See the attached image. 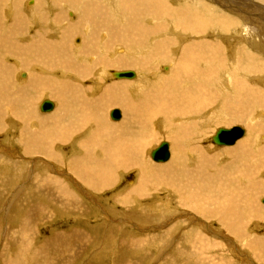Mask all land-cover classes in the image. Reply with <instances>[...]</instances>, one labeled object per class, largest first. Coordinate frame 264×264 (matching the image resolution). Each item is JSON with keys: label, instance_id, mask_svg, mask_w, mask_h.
I'll list each match as a JSON object with an SVG mask.
<instances>
[{"label": "rangeland", "instance_id": "1", "mask_svg": "<svg viewBox=\"0 0 264 264\" xmlns=\"http://www.w3.org/2000/svg\"><path fill=\"white\" fill-rule=\"evenodd\" d=\"M98 1L105 2L106 7L101 6L104 18L100 21V18L95 15L96 13H93L94 17L90 16L93 20L88 24L92 25L93 29H90L83 21L85 20L84 10L79 3L71 2L72 4H70L64 0H61V3H57L56 0H48V2L47 0H1L0 264H264V249L261 248L264 247V218H261V215L264 217V76L260 75L262 78L260 79V77L245 78L239 77L236 73L232 74L235 59L231 55L233 50L234 53L240 50V54H242L241 50L248 52L245 42L237 37V34L239 35L238 31H242L245 24H241L238 29L231 31L229 37L225 33L213 29L212 32L205 34L206 38L199 36L196 39L195 36L186 35L185 33V35H179L181 32L178 33L172 28L164 34L156 32L153 34L155 35L152 37L153 39L151 38L146 45L143 44L142 48L123 42H115V44L111 42L112 45L110 46L106 41L111 40L109 30L123 25L126 15L125 10L118 9L113 0ZM29 2H31V5L27 4ZM204 2L216 5L214 0H205ZM173 3L175 4V2ZM167 5L169 6L168 2ZM172 5L170 4L171 8H173ZM3 6H8V9H4ZM85 6L87 5L85 4ZM72 16L74 19L71 18ZM118 17L120 18L118 19ZM162 19L149 20L146 25L149 27L151 24L156 25ZM77 23L81 26V29L75 31L73 28L75 24L78 26ZM103 25L107 27L106 30L102 29ZM246 26L247 29H250L248 25ZM61 27H63L62 30ZM84 29L89 30V32ZM102 31L103 34L101 35ZM86 33L91 37L85 38ZM37 34L44 40H38ZM64 34L65 39L62 41ZM77 39H80V44H76ZM208 39L211 40L210 43L213 45L219 43L216 42L217 40L226 39L227 43L224 40L222 41L225 42L230 57L227 59V64H225L229 67V72L223 74L220 78H213L211 94L203 95L206 102H208L204 106L205 111H199L198 106H192V108L182 107L178 114H165L161 101H158L157 104H154L157 107L151 104V109L156 114H162L163 119L155 125L149 123L147 114L149 109L144 103L141 104L144 112L140 108L138 113H135L132 108L131 94L138 91L137 94L139 95L142 92L143 95L153 92L155 94L152 96L153 98L163 92L166 94L174 92L172 79L176 75L179 66L180 56L178 54L187 44L204 42ZM168 40L173 41L172 47L169 46L168 48L169 57L167 59L157 58L155 53L157 47H154V44L159 45ZM100 41L101 45L99 44ZM102 41H106V43H102ZM178 42L180 45L178 44L177 47ZM47 43L51 45L48 47ZM25 46L34 47L35 49L33 48V51L28 50V47ZM161 46L163 45L161 44ZM77 47L80 50L79 48L77 50ZM49 48H52L58 56L53 55L55 58L52 56V59L55 60L45 63L42 52H48ZM171 49L172 51H170ZM179 49L180 52L178 53ZM138 50L142 51L139 52ZM110 51L112 56L109 53ZM33 52H35L34 55ZM78 56L82 58H77ZM110 57L112 58L110 59ZM172 63H174L173 66ZM47 64H49V67ZM101 67H105V70ZM159 67L164 69L160 70ZM56 69L58 74L55 72ZM128 69H132V71L141 69V72H139L141 82L139 80L123 81L112 78L111 74L113 72ZM22 73L28 74V79H21ZM49 73H52L53 76ZM154 74H157V77L153 76ZM39 75L51 76L50 78L54 77L53 79L63 81H75V83L80 82V79L77 78L80 75L81 82L85 81L83 84H86V87L91 86V88H94L93 93L90 94L92 99L97 102L101 100L102 104L98 103L83 108L80 106L79 100L81 98L75 95L70 96V94L63 97V99L57 94L55 96L35 94L38 98L36 100L35 95L31 92L32 86L29 83ZM70 76L72 77L70 78ZM75 78L79 82H76ZM130 82H137L140 86L136 84L137 86L129 87ZM198 83H202V81L199 80ZM181 85L185 86V83L182 82ZM236 85H243L244 95L240 97L236 95V93H242ZM15 87L23 90L22 95L19 94L20 92L17 93ZM11 91H13L12 94H10ZM16 98H20V105L15 103ZM47 99L55 102L56 105L55 110L50 114L41 113L40 111L41 104ZM4 101L5 109H2ZM10 103H12L11 106ZM148 103L149 101L146 102V104ZM195 103L201 108L202 104ZM91 107L93 108L91 109ZM168 108H170L169 105ZM7 109L11 110L9 116ZM113 109L121 110L122 118L118 122H114L110 118ZM83 112L90 118L83 116ZM23 116L27 117V120ZM49 120L53 123L51 124ZM124 121H127L126 124H123ZM201 121H204V123H201ZM24 123L25 125H23ZM132 124H134L133 127ZM144 126L147 128H144ZM237 126L246 130V135L237 143L240 141L247 143L243 147L239 146L238 156L236 154L233 156L225 154L226 151L234 150L237 143L234 146L218 147L213 144L212 137L219 128ZM136 131H138V134ZM131 136L132 138H130ZM119 140L121 141L119 142ZM164 141L170 144L172 157L166 163H155L150 154ZM117 143L119 144L117 145ZM92 145L96 146L92 147ZM86 148L88 151H86ZM200 151L204 153L202 154ZM223 153L224 155L221 156ZM193 154L194 157L196 155L195 158ZM254 154L261 155V164L259 170L254 171L255 175L251 172L252 170L249 171L248 167L239 163L243 158L244 160L245 158L250 160ZM173 156H176V158ZM114 158L118 159L119 164L112 162ZM163 166H169V168L164 170ZM73 169L79 174L75 173ZM176 173L178 176L175 175ZM239 175L242 176L243 180H240ZM247 175L249 179H252V183L250 182L248 186L246 184ZM100 178L101 180H99ZM235 182L239 184L237 185ZM182 183L184 185H181ZM195 183L198 186H195ZM84 184L86 186L90 185L86 187ZM143 184L149 189L144 187ZM162 184L163 187H161ZM233 186H237V189ZM178 187L181 188L178 189ZM187 187L189 188L187 189ZM208 187L210 190L207 189ZM219 188L222 192L227 191L222 193ZM145 189L146 194H144ZM184 189L186 190L184 191ZM194 190L195 194H193ZM180 191L181 195L177 194ZM219 193L225 200L223 198L222 201V196H219ZM126 195H129V198ZM139 195H143L142 198ZM237 195L240 197H237ZM237 198L238 201H236ZM205 200L207 202H204ZM195 201H199L200 204H196ZM234 201H236V205L233 203ZM206 203L211 204L210 207ZM68 204L72 207H69ZM196 205H198V208ZM203 207L207 210H204ZM168 208L169 210H167ZM217 210L218 212H216ZM217 213L220 214L216 215ZM209 219L211 220L210 223ZM148 220L149 223H147ZM182 223L184 224L182 225ZM131 224L134 225V229H132L133 225ZM175 226H179L175 232L169 236L163 235V232L165 233ZM218 243H221L220 247L223 246L224 251L215 249L219 247Z\"/></svg>", "mask_w": 264, "mask_h": 264}, {"label": "bare ground", "instance_id": "2", "mask_svg": "<svg viewBox=\"0 0 264 264\" xmlns=\"http://www.w3.org/2000/svg\"><path fill=\"white\" fill-rule=\"evenodd\" d=\"M49 1H51V0H49ZM66 3H70V4H72L71 2H75V3H79L80 4V6H82L83 8V10H84V15H85V20H83L87 25L88 24H90L91 23V21L93 20L90 16H92V17H94V14L97 16V17H99L100 19V21H102L103 20V18H104V14L102 13V5L104 6V7H106L105 5H104V1H98V0H95V1H88V0H64ZM111 1V0H110ZM205 0H113V2H115L116 3V5L118 6V9H124L125 10V21H124V23H123V25H121V26H119L118 28H116V29H112V30H109V32H110V35H111V40H106L107 41V43L108 44H110V46L112 45L111 44V42H113L114 44H115V42L116 43H119V42H123V43H126V44H129V45H137V47H140V48H142L143 47V44H147L148 43V41L152 38V37H154L155 35H153V34H155L156 32H162V34H164V32H169L170 30H172V28L175 30V31H177L178 33L179 32H181V33H179V35H183L184 33L186 34V35H191V36H195V38L197 37H199V36H206L205 34L206 33H210V32H212L213 31V29H217L219 32H221V33H225L226 34V36H228L229 37V35H231V31H233V30H235V29H238L239 28V26L241 25V24H245V26L243 27V29H242V31L241 30H239L238 31V33H239V35L237 34V37H240L244 42H245V44L247 45V47H246V49L248 50V52H246L245 50H241V52H242V54H240V50H237V51H235V53H234V50H233V52H232V56L235 58L234 59V71L232 72V74H234V73H236L237 75H239V77H253V78H255V77H260V79H262L261 78V76L260 75H263L264 76V0H214V2L216 3V5H213V4H211V3H206V2H208V1H206V2H204ZM47 2H48V0H47ZM56 2L58 3V2H60L61 3V0H56ZM167 2L169 3V6L167 5ZM173 2H175V4L173 3ZM27 4H30L31 5V2H29V3H27ZM26 4V5H27ZM36 4V3H35ZM49 4V3H48ZM85 4L87 5V6H85ZM170 4L173 6V8H171L170 7ZM179 4V5H178ZM9 5V4H8ZM15 6V5H14ZM4 7V6H3ZM8 6H5L4 7V9L5 8H7ZM34 7V6H33ZM70 7H71V5H70ZM0 8H1V0H0ZM11 8H12V6H11ZM50 8H51V6H50ZM69 8V7H68ZM8 9V8H7ZM105 9V8H104ZM30 10H32V9H30ZM70 10V9H69ZM72 10V9H71ZM5 11V10H4ZM11 11H13V10H11ZM11 13V12H10ZM72 13H73V11H72ZM76 13V12H75ZM94 13V14H93ZM120 14V13H119ZM13 15V14H12ZM75 15V14H74ZM117 16H118V14H117ZM10 17H11V14H10ZM71 18H73V16L71 17ZM120 17H118V19H119ZM163 18V19H162ZM55 19V18H54ZM74 19V18H73ZM88 19V20H87ZM154 19H157V20H159V19H162V21H160L159 23H157L156 25H154V24H151L150 25V27L149 26H147L146 25V23H148V21L149 20H154ZM56 20V19H55ZM51 21H53L52 19H51ZM21 22V21H20ZM56 22H57V20H56ZM74 22V21H73ZM96 22V21H95ZM123 22V21H122ZM122 22H120V23H122ZM72 23V22H71ZM107 23V22H106ZM77 25H78V23H77ZM246 25H248L249 27H250V29H247V26ZM20 26V25H19ZM22 26V25H21ZM20 26V27H21ZM24 26H25V24H24ZM89 26V28L91 29L92 28V25H88ZM96 26V25H95ZM18 27V26H17ZM23 28H25V27H23ZM62 28L63 27H61V30H62ZM88 28V29H89ZM18 29H19V27H18ZM79 29H81V26L80 25H78V26H76V24H75V26H74V28H73V30H75V31H78ZM87 29V28H86ZM93 29V28H92ZM102 29H107V27L105 26V25H103V27H102ZM71 30H72V28H71ZM85 30V29H84ZM9 31H10V29H9ZM12 31V30H11ZM16 31V30H15ZM55 31V30H54ZM57 31V30H56ZM86 31V30H85ZM88 32H89V30H87ZM86 31V32H87ZM58 32V31H57ZM115 32H117V34H115ZM24 33H25V31H24ZM59 33H60V30H59ZM67 33V32H66ZM177 33V34H178ZM87 34V33H86ZM96 34V33H95ZM103 34V31L101 32V35ZM184 34V35H185ZM16 35H18V34H16ZM38 35L39 34H37V39L38 40H44V39H41V36L39 35V38H38ZM67 35H68V33H67ZM84 35V34H83ZM115 35H117V36H115ZM167 35V34H166ZM174 35V34H173ZM176 35V34H175ZM236 35V34H235ZM60 36H61V34H60ZM178 36V35H177ZM176 36V37H177ZM213 36V35H212ZM23 37V36H22ZM63 38H62V41H63V39H65V34L62 36ZM81 37V36H80ZM84 37V36H83ZM91 36L89 35V34H87V35H85V38H90ZM106 37V36H105ZM163 37V36H162ZM210 37V36H209ZM218 37V36H217ZM233 37V36H232ZM75 38V37H74ZM82 38V37H81ZM101 38V37H100ZM103 38H104V35H103ZM107 38H109V37H107ZM116 38V39H115ZM178 38V37H177ZM196 38V39H197ZM201 38V37H200ZM206 38V37H205ZM221 38V37H220ZM83 39V38H82ZM153 39V38H152ZM230 39V38H229ZM229 39H228V41H229ZM236 39V38H235ZM79 40L80 39H77L76 40V44H80L79 43ZM87 40V39H86ZM101 40V39H100ZM182 40V39H181ZM190 40V39H189ZM222 40H224V39H222ZM219 41V40H217L216 42H219V43H216L217 45H213V44H211L210 43V41L211 40H209L208 39V41H204V42H192V43H189V44H187L184 48H183V50L180 52V49H179V51H178V55L180 56L179 57V62H178V64H179V66H178V69L176 70V75L173 77V79H172V81H173V90H174V92H171V93H169V94H166L165 92H163V93H165V94H161V95H158L157 97H153L152 98V96L153 95H155L153 92H149V93H146V94H144L143 95V92H142V94L141 95H139V94H137V93H139V91L138 92H136L135 94H131V96H132V105H133V109H134V112L135 113H138V111H139V109L140 108H142L141 107V104L142 103H144L146 106H148V109H149V111L147 112V114H148V120H149V123L150 124H153L154 123V125L155 124H157L160 120H162L163 119V117H162V114H156V112L153 110V109H151V104H157V102L158 101H161V104L163 105V111H164V113L166 114V113H170V114H178V113H180V111H181V108L182 107H191L192 108V106H198V109H199V111H205L204 110V106L206 105V104H208V102H206V98H204L203 97V95H207V94H209L210 93V91H211V89L213 88L212 87V79L213 78H220L223 74H226L227 72H229V67L227 66V65H225V64H227V59L230 57V54L228 53V51H227V46L224 44L225 42L227 43V40L225 39L224 41ZM96 41V40H95ZM106 41H102V43H106ZM58 43H59V41H57ZM83 42V41H82ZM173 41H171V40H168V41H166V42H164V43H161L163 46H161V44H154V47H157V49H156V57L158 58V57H160V58H162V59H167L168 57H169V46L170 47H172V43ZM175 43L177 42V41H174ZM180 42V41H179ZM179 42L177 43V47L180 45L179 44ZM187 42V41H186ZM37 43H39L38 41H37ZM67 44V43H66ZM82 44V43H81ZM89 44V43H88ZM100 45H101V41H100V43H99ZM107 44V45H108ZM179 44V45H178ZM231 44V43H230ZM48 47H49V45H51V44H46ZM92 45V44H91ZM91 45H89V46H91ZM99 45V46H100ZM103 45V44H102ZM52 46H53V44H52ZM79 46H81V45H79ZM94 46V45H93ZM92 46V47H93ZM25 47H28V50L30 49V50H32L33 51V48L34 47H29V46H25ZM40 47V46H39ZM44 47V46H43ZM98 47V46H97ZM116 47V46H115ZM78 48L79 47H77V50H78ZM131 48V47H130ZM224 48V49H223ZM26 49V48H25ZM35 49V48H34ZM59 49V48H58ZM57 49V50H58ZM103 49V48H102ZM101 49V50H102ZM105 49V48H104ZM116 49H117V47H116ZM124 49V48H123ZM43 50V49H42ZM60 50V49H59ZM79 50H80V48H79ZM106 50V49H105ZM110 50V49H109ZM126 50V49H125ZM21 51H23V49H21ZM36 51V50H35ZM38 51H40V50H38ZM139 51V50H138ZM142 51V50H141ZM141 51H139V52H141ZM145 51V50H144ZM170 51H172V49L170 50ZM62 52V51H61ZM103 52V51H102ZM126 52V51H125ZM124 52V53H125ZM133 52V51H132ZM135 52V51H134ZM133 52V53H134ZM148 52V51H147ZM147 52H146V54H147ZM34 53L35 52H33V55H34ZM87 53V52H86ZM91 53V52H90ZM108 53V52H107ZM109 53H111V51L109 52ZM108 53V54H109ZM119 53H121V52H119ZM118 53V54H119ZM123 53V54H124ZM172 53H174V52H172ZM171 53V54H172ZM175 53H177V52H175ZM231 53V52H230ZM248 53H249V55H248ZM38 54V53H37ZM42 56L44 57V62L46 63V62H49V61H51V60H55V59H52V56L54 55H56V56H58V54H55V52L53 51V49L52 48H49V50H48V52L47 51H45V52H42ZM88 54V53H87ZM86 54V55H87ZM94 54V53H93ZM118 54H117V56H118ZM132 54V53H131ZM110 55V54H109ZM114 55V54H113ZM116 55V54H115ZM128 55V54H127ZM132 55H134V54H132ZM144 55V54H143ZM142 55V56H143ZM40 56V55H39ZM53 56V57H54ZM82 56V55H81ZM93 56V55H92ZM95 56V55H94ZM111 56H112V53H111ZM137 56H138V54H137ZM136 56V57H137ZM173 56H174V54H173ZM90 57V56H89ZM116 57V56H115ZM134 57V56H133ZM135 57V58H136ZM140 57H141V55H140ZM55 58V57H54ZM77 58H82V57H80V56H78ZM76 58V59H77ZM112 57H110V59H111ZM135 58H134V60H135ZM177 58H178V56H177ZM42 59V58H41ZM63 60H64V58H63ZM95 60V59H94ZM104 60H105V58H104ZM137 60V59H136ZM40 61V60H39ZM139 61V60H138ZM156 61V60H155ZM158 61V60H157ZM156 61V62H157ZM162 61V60H161ZM176 61H177V59H176ZM96 62V61H95ZM51 63V62H50ZM80 63H81V61H80ZM153 63H155V62H153ZM5 64V63H4ZM18 64V63H17ZM103 64V63H102ZM151 64V63H150ZM149 64V65H150ZM160 64V63H159ZM6 65V64H5ZM19 65V64H18ZM49 64H47V66H48ZM55 65V64H54ZM88 65V64H87ZM94 65V64H93ZM117 65V64H116ZM170 65V64H169ZM172 66L174 65V63H172L171 64ZM96 66H97V64H96ZM96 66H95V68H96ZM99 66V65H98ZM104 66V65H103ZM102 66V67H103ZM121 66V65H120ZM161 66V65H160ZM165 67H166V65H164ZM177 66V65H176ZM36 67V66H35ZM41 67V66H40ZM43 67V66H42ZM49 67V66H48ZM55 67V66H54ZM101 67V68H102ZM139 67V66H138ZM148 67V66H147ZM60 68H62V66H60ZM82 68V67H81ZM92 68V67H91ZM105 68V67H104ZM104 68H102V69H104ZM160 68V67H159ZM83 69V68H82ZM99 69V68H98ZM139 69V68H138ZM164 69V68H163ZM162 68H160V70H163ZM2 70H3V68H2ZM40 70V69H39ZM58 70H60V69H58ZM105 70V69H104ZM123 70V69H122ZM125 70V69H124ZM141 70V69H140ZM132 71V69H128V70H126V71H116V72H113L111 75H112V78H114V79H116V80H139L140 79V77H139V72H141V71ZM170 70V69H169ZM48 71H50V70H48ZM57 71V69L55 70V72ZM61 71V70H60ZM74 71H76V70H74ZM73 71V72H74ZM84 71H86V70H84ZM128 71H132V72H134L135 73V78H133V79H117V78H115L114 77V73H118V72H128ZM50 72H54V71H50ZM153 72V71H152ZM152 72H151V75H152ZM154 72H156V71H154ZM153 72V73H154ZM163 72V71H162ZM170 72V71H169ZM5 73V72H4ZM48 73V72H47ZM57 73V72H56ZM55 73V74H56ZM76 73V72H75ZM75 73H73V74H75ZM157 73V72H156ZM168 73V72H167ZM3 74V73H2ZM50 74V73H49ZM52 74V73H51ZM50 74V75H51ZM58 74V73H57ZM79 74V73H78ZM102 74V73H101ZM144 74V73H143ZM76 75V74H75ZM103 75H105V74H103ZM157 75V74H156ZM155 74L153 75V76H156ZM9 76H11V75H9ZM52 76H53V74H52ZM73 76V75H72ZM72 76H70V78L72 77ZM77 76V75H76ZM75 76V77H76ZM80 75H78V77L77 78H79L80 79V82H79V80H77L76 78V82L78 81L79 83H75V81L74 82H69V81H63V80H58V79H53L54 77H52V78H50V77H44V76H42V75H39V76H37V77H34L32 80H31V82L29 83V85H31L32 86V94H37V95H42V94H46L47 96L48 95H53V96H55L56 94L57 95H59V97H61L62 99H63V97H67V95H69L70 94V96H73V95H75L76 97H80L81 99L79 100L80 101V106H82L83 108H87L88 106H92V105H97L98 103H100V104H102V102H101V100L99 101L98 100V102L96 101V100H94V99H92V97H91V93H93V90H94V88H91V86L90 87H86L84 84H83V82L85 83V81H83V82H81L82 80H81V78L79 77ZM107 76V75H106ZM55 77H57V76H55ZM58 77H60V76H58ZM66 77V76H65ZM108 77V76H107ZM111 77V76H110ZM143 78H144V76H142ZM157 77V76H156ZM227 77V76H226ZM25 78H27L28 79V74H25V73H22L21 74V79H25ZM64 78V77H63ZM62 78V79H63ZM70 78H68V79H70ZM109 78V77H108ZM154 78V77H153ZM83 80H84V78H82ZM145 79V78H144ZM222 79V78H221ZM230 79H231V76H230ZM263 79H264V77H263ZM65 80H67V79H65ZM99 80V79H98ZM199 80H201L202 81V83H198L199 82ZM219 80V79H218ZM217 80V81H218ZM71 81V80H70ZM113 81V80H112ZM140 81V80H139ZM143 81H145V80H143ZM150 81H151V79H150ZM225 81V80H224ZM24 82V81H23ZM141 82V81H140ZM146 82V81H145ZM182 82H184L185 83V86H183V85H181L182 84ZM187 82V83H186ZM219 82V81H218ZM218 82H215V83H218ZM221 82H222V80H221ZM2 83V82H1ZM75 83V84H74ZM22 84V83H21ZM137 84V82H130V85H128L129 87H134L135 85ZM93 85V84H92ZM138 85V84H137ZM136 85V86H137ZM152 85H154V84H152ZM216 85V84H215ZM222 85V84H221ZM229 85V84H228ZM1 86V85H0ZM138 86H140V85H138ZM217 86V85H216ZM221 87V86H220ZM224 87V86H223ZM236 87H239V89L241 90V92L242 93H236V95L238 96V97H240L241 95H244V92L242 91V90H244V87H243V85H236ZM251 87H254V86H251ZM250 87V88H251ZM1 88V87H0ZM219 88V87H218ZM15 89L17 90V93H19L20 95H22V92H23V90L22 89H20L19 87H15ZM96 89V88H95ZM132 89V88H131ZM152 89V88H151ZM156 89V88H155ZM159 89V88H158ZM25 90H28V89H25ZM122 90V89H121ZM138 90H139V88H138ZM219 90V89H218ZM107 91V90H106ZM118 91V90H117ZM137 91V90H136ZM151 91V90H150ZM163 91V90H162ZM172 91V90H171ZM215 91V90H214ZM29 92V91H28ZM27 92V93H28ZM95 92V91H94ZM145 92V91H144ZM1 93V92H0ZM7 93V92H6ZM13 93V91H11L10 92V94H12ZM141 93V92H140ZM156 93V92H155ZM233 93V92H232ZM29 94L31 95V93L29 92ZM211 94V93H210ZM256 95V94H255ZM209 96V95H208ZM207 96V97H208ZM221 96V95H220ZM25 97V96H24ZM27 97V96H26ZM31 97H34V96H31ZM38 97V96H37ZM120 97V96H119ZM212 97V96H211ZM15 98V97H14ZM35 98H36V95H35ZM47 98V97H46ZM71 98V97H70ZM84 98V99H83ZM151 98V99H150ZM20 98H16L15 100V103H17V104H19L21 101L19 100ZM32 99H34V98H32ZM38 98H36V100H37ZM67 99V98H66ZM77 99H79V98H77ZM150 99V100H149ZM35 100V99H34ZM60 100V99H59ZM64 100H65V98H64ZM68 100V99H67ZM118 100V99H117ZM122 100H124V99H122ZM74 101H75V99H74ZM113 101H115V100H113ZM147 101H149V103L148 104H146V102ZM37 102V101H36ZM117 102V101H116ZM124 102V101H123ZM195 102H198V103H200V104H202L201 105V108L199 107V105H197ZM11 104L12 103H10V106H11ZM23 104H25V103H23ZM73 104H75V103H73ZM109 104H112V103H109ZM20 105V104H19ZM26 105H28V104H26ZM30 105V104H29ZM54 105H55V102H54ZM78 105H79V103H78ZM113 105H115V103H113ZM123 105V104H122ZM168 105L170 106V108H168ZM154 106H156L157 107V105H154ZM9 107V106H8ZM13 107V106H12ZM19 107V106H18ZM27 107V106H26ZM29 107V106H28ZM27 107V108H28ZM31 107H33V106H31ZM77 107V106H76ZM218 107V106H217ZM55 108H56V105H55ZM55 108H54V110H55ZM93 107H91V109H92ZM178 108V109H177ZM2 109H5V101L2 103ZM11 109V108H10ZM10 109H7V113H8V116H9V114L11 113V110ZM24 109V108H23ZM143 109V108H142ZM159 109H162V108H159ZM20 110V109H19ZM32 110V109H31ZM53 110V111H54ZM80 110V109H79ZM179 110V111H178ZM52 111V112H53ZM126 111V110H125ZM223 111V110H222ZM225 111V110H224ZM227 111V110H226ZM28 112H30V111H28ZM52 112H50V113H52ZM112 112V111H111ZM130 112V111H129ZM133 112V111H132ZM134 112H133V114H134ZM143 112H144V109H143ZM207 112V111H206ZM221 112V111H220ZM18 113V112H17ZM33 113V112H32ZM31 113V114H32ZM49 113V114H50ZM223 113V112H222ZM20 114V113H19ZM46 114V113H45ZM48 114V113H47ZM54 114V113H53ZM76 114V113H75ZM111 114V113H110ZM132 114V113H131ZM218 114H219V112H218ZM74 115V114H73ZM80 115V114H79ZM240 115V114H239ZM244 115V114H243ZM31 116V115H30ZM30 116H29V118H30ZM35 116V115H34ZM52 116V115H51ZM83 116H87V118L89 119L90 117L85 113V112H83ZM82 116V117H83ZM24 117V116H23ZM229 117V116H228ZM25 118V117H24ZM23 118V119H24ZM27 118V117H26ZM25 118V120H27ZM28 118V119H29ZM33 118V117H32ZM56 118V117H55ZM66 118V117H65ZM77 118V117H76ZM121 118H122V113H121ZM134 118V117H133ZM16 119H17V117H16ZM39 119V118H38ZM53 119V118H52ZM57 119V118H56ZM134 119H137V118H134ZM197 119V118H196ZM240 119V118H239ZM19 120V119H18ZM73 120V119H72ZM112 120V119H111ZM138 120V119H137ZM201 120V119H200ZM229 120V119H228ZM21 121H22V118H21ZM34 121V120H33ZM51 120H49V122H50ZM113 121V120H112ZM141 121H142V119H141ZM206 121V120H205ZM19 122V121H18ZM26 122V121H25ZM47 122V121H46ZM66 122V121H65ZM65 122H63V123H65ZM114 122H118V121H114ZM125 122V121H124ZM127 122V121H126ZM126 122L125 123H123V124H126ZM229 122V121H228ZM32 123V122H31ZM30 123V124H31ZM51 124L53 123V122H50ZM62 123V124H63ZM73 123V122H72ZM201 123H204V121L202 122L201 121ZM207 123V122H206ZM208 123H210V122H208ZM231 123V122H230ZM233 123V122H232ZM237 123V122H236ZM33 124V123H32ZM61 124V125H62ZM74 124V123H73ZM86 124V123H85ZM138 124V123H137ZM137 124H136V126H137ZM141 124H143L142 122H141ZM23 125H25V123L23 124ZM29 125V124H28ZM49 125V124H48ZM48 125H47V131H48ZM72 125V124H71ZM146 125V124H145ZM201 125H203V124H201ZM80 126V125H79ZM130 126V125H129ZM128 126V127H129ZM134 126V124H132V127ZM147 126V125H146ZM146 126H144V128L146 127ZM0 127H1V125H0ZM25 127V126H24ZM45 127V126H44ZM72 127V126H71ZM87 127V126H86ZM139 127H140V125H139ZM148 127V126H147ZM146 127V128H147ZM206 127V126H205ZM53 129H54V126L52 127ZM130 128V127H129ZM144 128H143V130H144ZM149 128V127H148ZM155 128H156V126H155ZM207 128V127H206ZM209 128V127H208ZM44 129V128H43ZM46 129V128H45ZM56 129H58V128H56ZM116 129H118L117 127H116ZM124 129V128H123ZM172 129H174V128H172ZM179 129V128H178ZM181 129V128H180ZM254 129H256V128H254ZM52 130V129H51ZM122 130V129H121ZM218 130V129H217ZM102 131V130H101ZM100 131V132H101ZM104 131V130H103ZM117 131V130H116ZM140 131H141V129H140ZM176 131H178V130H176ZM208 131V130H207ZM206 131V132H207ZM253 131V130H252ZM29 132V131H28ZM46 132V131H45ZM137 132V134H138V131H136ZM144 132V131H143ZM150 132V131H149ZM205 132V133H206ZM38 133V132H37ZM44 133V132H43ZM69 133H71V132H69ZM75 133V132H74ZM106 133V132H105ZM124 133V132H123ZM135 133V132H134ZM133 133V134H134ZM142 133V132H141ZM24 134H25V132H24ZM41 134V133H40ZM45 134V133H44ZM132 134V135H133ZM136 134V135H137ZM140 134V133H139ZM143 134V133H142ZM142 134H140V135H142ZM151 134V133H150ZM29 135V134H28ZM104 135V134H103ZM106 135V134H105ZM104 135V136H105ZM207 135V134H206ZM246 135V134H245ZM244 135V136H245ZM37 136H39V135H37ZM107 137L109 136V135H106ZM120 136V135H119ZM127 136V135H126ZM205 136V135H204ZM209 136V135H208ZM264 136V135H263ZM34 137H35V135H34ZM101 137V136H100ZM100 137H98V138H100ZM107 137H105V138H107ZM137 137V136H136ZM200 137V136H199ZM51 138V137H50ZM120 138H122V137H120ZM130 138H132V136L130 137ZM201 138V137H200ZM203 138V137H202ZM243 138V137H242ZM241 138V139H242ZM253 138V137H252ZM33 139V138H32ZM35 139V138H34ZM40 139V138H39ZM92 139V138H91ZM104 139V138H103ZM126 139H127V137H126ZM143 139H144V137H143ZM260 139V138H259ZM263 139H264V137H263ZM27 140V139H26ZM117 140H118V137H117ZM116 140V141H117ZM250 140V139H249ZM42 141V140H41ZM45 141H46V139H45ZM110 141H112V140H110ZM115 141V142H116ZM121 140H119V142H120ZM126 141V140H125ZM146 141V140H145ZM205 141V140H204ZM246 141H247V139H246ZM253 141V140H252ZM25 142V141H24ZM114 142V143H115ZM142 142V141H141ZM140 142V143H141ZM203 142V141H202ZM95 143H96V141H95ZM112 143V142H111ZM113 143V144H114ZM131 143V142H130ZM247 142H242V141H240L239 143H237V146L234 148V150H231V151H226L225 152V154H231L232 156L234 155V154H236V156H238L239 154H237V152L239 151V149H240V147H243L245 144H246ZM263 143H264V141H263ZM37 144V143H36ZM113 144H112V146H113ZM119 143H117V145H118ZM129 144V143H128ZM138 144H139V142H138ZM32 145V144H31ZM87 145V144H86ZM136 145V144H135ZM141 145V144H140ZM189 145H191V144H189ZM195 145V144H194ZM262 145V144H261ZM94 145H92V147H93ZM96 146V145H95ZM94 146V147H95ZM111 146V145H110ZM115 146H116V144H115ZM114 146V147H115ZM120 146V145H119ZM132 146V145H131ZM137 146V145H136ZM240 146V147H239ZM264 146V145H263ZM34 147V146H33ZM32 147V148H33ZM109 147V146H108ZM141 147V146H140ZM219 147V146H218ZM237 147H239V148H237ZM90 148V147H89ZM116 148V147H115ZM188 148V147H187ZM200 148H201V146H200ZM237 148V149H236ZM246 148H248L247 146H246ZM51 149V148H50ZM183 149V148H182ZM195 149V148H194ZM197 149V148H196ZM199 149V148H198ZM263 149V148H262ZM138 150H140V149H138ZM155 150V149H154ZM171 150V149H170ZM243 150V149H242ZM264 150V149H263ZM28 151V150H27ZM30 151V150H29ZM37 151V150H36ZM86 151H88L87 150V148H86ZM121 151H123V150H121ZM199 151V150H198ZM224 151V150H223ZM244 151V150H243ZM42 152V151H41ZM177 152V151H176ZM175 152V153H176ZM179 152V151H178ZM187 152H189V151H187ZM201 152V151H200ZM200 152H199V154H200ZM245 152V151H244ZM52 153V151L50 152V154ZM107 153V152H106ZM112 153H113V151H112ZM170 153H171V151H170ZM197 153V152H196ZM202 153V152H201ZM204 153V152H203ZM202 153V154H203ZM243 153V152H242ZM151 154H152V152H151ZM150 154V155H151ZM180 154V153H179ZM245 154V153H244ZM182 155V154H181ZM224 155V153L223 154H221V156H223ZM246 155V154H245ZM264 155V154H263ZM21 156V155H20ZM180 156V155H179ZM186 156H187V154H186ZM226 156H228V155H226ZM261 156V155H260ZM260 156L258 155V154H254L253 156H252V158L250 159V160H246V158H245V160H244V158L243 157H240V158H243V160H240V162L239 163H241V165L242 166H246V167H248V169H249V171L250 170H252L251 172L254 174V171L255 170H259V166H260V164H261V158H260ZM87 157V156H86ZM110 157V156H109ZM171 157H172V153H171ZM174 157V156H173ZM188 157V156H187ZM193 157H194V154H193ZM195 157H196V155H195ZM194 157V158H195ZM214 157H216V156H214ZM48 158V157H47ZM51 158H53V157H51ZM174 158H176V156L174 157ZM202 158V157H201ZM151 159H152V156H151ZM192 159V158H191ZM200 159V158H199ZM81 160V159H80ZM86 160H88V159H86ZM90 160H91V158H90ZM153 160V159H152ZM179 160V159H178ZM190 160V159H189ZM195 160V159H194ZM203 160V159H202ZM208 160V159H207ZM154 161V160H153ZM172 161V160H171ZM186 161H188V160H186ZM195 161H197V160H195ZM263 161V160H262ZM89 162V161H88ZM113 163H118V159L117 158H114L113 159V161H112ZM155 163H157L156 161H154ZM168 162V161H167ZM175 162V161H174ZM180 163V162H179ZM119 164V163H118ZM172 164V163H171ZM178 164V163H177ZM233 164H236V163H233ZM143 165V164H142ZM146 165V164H145ZM205 165V164H204ZM170 166V165H169ZM169 166H163L164 168V170H167L168 168H169ZM177 166V165H176ZM196 166V165H195ZM72 167V166H71ZM143 167V166H142ZM178 167V166H177ZM192 167V166H191ZM114 168V167H113ZM138 168V167H137ZM203 168V167H202ZM238 168H240V167H238ZM245 168V167H244ZM87 169V168H86ZM104 169V168H103ZM147 169V168H146ZM153 169V168H152ZM192 169V168H191ZM195 169V168H194ZM234 169V168H233ZM74 170V169H73ZM92 170V169H91ZM141 170V169H140ZM197 170V169H196ZM206 170V169H205ZM221 170H222V168H221ZM238 170V169H237ZM243 170V169H242ZM245 170V169H244ZM263 170H264V168H263ZM75 171V170H74ZM79 171V170H78ZM154 171V170H153ZM155 171H157V170H155ZM171 171V170H170ZM169 171V172H170ZM238 171H240V170H238ZM77 171H75V173H76ZM168 172V171H167ZM167 172H166V174H167ZM78 173V172H77ZM83 173V172H82ZM141 174H142V172H140ZM165 173V172H164ZM79 174V173H78ZM77 174V176H79ZM95 174V173H94ZM163 174V173H162ZM186 174V173H185ZM196 175H198L197 173H195ZM222 174V173H221ZM220 174V175H221ZM98 175H100V174H98ZM140 175V174H139ZM175 175H177V173L175 174ZM195 175V176H196ZM252 175V174H251ZM250 175V176H251ZM255 175V174H254ZM260 175V174H259ZM258 175V176H259ZM76 176V177H77ZM81 176H83V175H81ZM86 176V175H85ZM178 176V175H177ZM189 176V175H188ZM194 176V175H193ZM192 176V177H193ZM228 176V175H227ZM257 176V177H258ZM84 177V176H83ZM87 177V176H86ZM96 177V176H95ZM161 177V176H160ZM176 177V176H175ZM222 177H224V176H222ZM247 177H248V175H247ZM253 177V176H252ZM255 177V176H254ZM72 178V177H71ZM80 178V177H79ZM85 178V177H84ZM89 178V177H88ZM164 178H165V176H164ZM181 178V177H180ZM196 178V177H195ZM195 178H194V180H195ZM205 178H207L206 176H205ZM239 178H240V180H243V178H242V176L240 177V175H239ZM86 179V178H85ZM186 179V178H185ZM199 179V178H198ZM201 179V178H200ZM244 179H246V177H244ZM86 180H88V179H86ZM99 180H101V178L99 179ZM104 180V179H103ZM157 180V179H156ZM155 180V181H156ZM164 180V179H163ZM203 180V179H202ZM209 180V179H208ZM228 180H230V179H228ZM251 180L252 179H249V177H248V179H247V186L250 184V182H251ZM255 180V179H254ZM83 181V180H82ZM148 181V180H147ZM162 181V180H161ZM166 181V180H165ZM164 181V182H165ZM176 181H178V180H176ZM189 181V180H188ZM193 181V180H192ZM212 181V180H211ZM213 181H215V180H213ZM216 181H218V180H216ZM232 181H233V179H232ZM157 182V181H156ZM164 182H163V184H164ZM174 182V181H173ZM190 182H191V180H190ZM199 182V181H198ZM220 182H221V179H220ZM229 182V181H228ZM83 183H84V181H83ZM101 183V182H100ZM166 183H167V181H166ZM185 183V182H184ZM194 183V182H193ZM192 183V184H193ZM200 183V182H199ZM207 183V182H206ZM226 183V182H225ZM235 183H237V182H235ZM252 183V182H251ZM255 183V182H254ZM57 184V183H56ZM104 184V183H103ZM163 184H162V186L161 187H163ZM174 184V183H173ZM208 184H209V182H208ZM212 184H214V183H212ZM229 184V183H228ZM228 184H226V185H228ZM239 183H237V185H238ZM85 185V184H84ZM90 185V184H89ZM88 185V186H89ZM130 185V184H129ZM144 185V187H146L145 186V184H143ZM148 185V184H147ZM181 185H184L183 183L181 184ZM195 186H198V184L196 185V183L194 184ZM221 185V184H220ZM223 185H225L224 183H223ZM236 185V184H235ZM251 185H253V184H251ZM86 186V185H85ZM88 186H86V187H88ZM98 186V185H97ZM103 186V185H102ZM210 186V185H209ZM253 186H255V185H253ZM80 187V186H79ZM84 187V186H83ZM85 187V188H86ZM95 187V186H94ZM143 187V188H144ZM159 187V186H158ZM182 187V186H181ZM180 187V188H181ZM211 187V186H210ZM217 187V186H216ZM224 187V186H223ZM235 186H233V188H234ZM237 187V186H236ZM235 187V189H237ZM90 188V187H89ZM97 188V187H96ZM102 188V187H101ZM136 188V187H135ZM146 188H148V187H146ZM166 188V187H165ZM179 187H178V189H180ZM189 187H187V189H188ZM204 188V187H203ZM61 189V188H60ZM93 189V188H92ZM130 189V188H129ZM131 189H133L132 187H131ZM149 189V188H148ZM156 189H157V187H156ZM167 189V188H166ZM192 189V188H191ZM207 189H209V187L207 188ZM226 189H227V187H226ZM239 189V188H238ZM251 189V188H250ZM99 190H100V188H99ZM103 190H104V187H103ZM186 189H184V191H185ZM210 190V189H209ZM219 190H220V188H219ZM148 191V190H147ZM154 191V190H153ZM153 191H152V193H153ZM160 191V190H159ZM161 191H163V190H161ZM182 191V190H181ZM181 191L178 193L177 192V194H180L181 193ZM218 191V190H217ZM216 191V192H217ZM221 192H222V190H220ZM225 191H227V190H225ZM224 191V192H225ZM241 191V190H240ZM129 192V191H128ZM142 192V191H141ZM150 192V191H149ZM155 193H156V191H154ZM164 192V191H163ZM173 192V191H172ZM198 192V191H197ZM206 192V191H205ZM210 192V191H209ZM213 192V191H212ZM224 192H222V193H224ZM184 193V192H183ZM199 193V192H198ZM201 193V192H200ZM245 193V192H244ZM127 194V193H126ZM132 194V193H131ZM142 194V193H141ZM144 194H146V189H145V193ZM143 194V195H144ZM175 194H176V192H175ZM175 194H174V196H175ZM193 194H195V190H194V193ZM193 194H192V196H193ZM230 194V193H229ZM133 195V194H132ZM132 195H130V196H132ZM137 195H138V193H137ZM143 195H141V196H143ZM172 195H173V193H172ZM181 195V194H180ZM188 195V194H187ZM204 195V194H203ZM127 196V198H129L128 196L129 195H126ZM140 196V195H139ZM140 196V198H142ZM152 196H153V194H152ZM157 196V195H156ZM195 196V195H194ZM199 196V195H198ZM205 196H206V194H205ZM204 196V197H205ZM210 196V195H209ZM212 196H214V195H212ZM219 196H222L220 193H219ZM236 196V195H235ZM239 195H237V197H238ZM145 197H146V195H145ZM151 197V196H150ZM178 197V196H177ZM181 197V196H180ZM188 197V196H187ZM190 197H191V195H190ZM227 197V196H226ZM240 197V196H239ZM139 198V199H140ZM189 198V197H188ZM193 198V197H192ZM207 198V197H206ZM210 198V197H209ZM208 198V199H209ZM218 198H220V197H218ZM222 198V201H223V196L221 197ZM221 198H220V200H221ZM230 198V197H229ZM232 198V197H231ZM246 198V197H245ZM125 199V198H124ZM148 199V198H147ZM151 199V198H150ZM187 199V198H186ZM190 199V198H189ZM194 199H196V198H194ZM199 199H201V197H199ZM212 199H213V197H212ZM216 199V198H215ZM122 200V199H121ZM128 200V199H127ZM143 200H144V198H143ZM149 200V199H148ZM181 200V199H180ZM191 200V199H190ZM193 200V199H192ZM207 200V199H206ZM204 201V202H207V201ZM219 200V199H218ZM224 200H225V198H224ZM231 200V199H230ZM236 200V199H235ZM239 199L237 198V200L236 201H238ZM125 201V200H124ZM147 201V200H146ZM187 201H189V200H187ZM186 201V202H187ZM212 201V200H211ZM236 201H234L233 203L235 204L236 203ZM164 202V201H163ZM196 202V204H200V203H198L197 201H195ZM202 202V201H201ZM227 202V201H226ZM229 203H230V201H228ZM232 202V201H231ZM71 203V202H70ZM169 203V202H168ZM190 203H192V202H190ZM189 203V204H190ZM217 203V202H216ZM239 203H241L240 201H239ZM140 204H141V202H140ZM170 205H171V203H169ZM204 204V203H203ZM207 205H209V203H206ZM212 204H214V203H212ZM232 204V203H231ZM249 204V203H248ZM68 205H70V204H68ZM165 206H167L166 204H164ZM179 205V204H178ZM182 205V204H181ZM211 205V204H210ZM210 205H209V207H210ZM219 205H221V204H219ZM236 205V204H235ZM163 206V205H162ZM192 206V205H191ZM213 206V205H212ZM218 206V205H217ZM217 206H215V207H217ZM227 206H229V205H227ZM69 207H72L71 205L69 206ZM135 207V206H134ZM181 207V206H180ZM195 207V206H194ZM196 207L198 208V205H196ZM205 207V206H204ZM203 207V208H204ZM208 207V206H207ZM224 207V206H223ZM232 207H234V206H232ZM238 207V206H237ZM240 207V206H239ZM249 207H251V206H249ZM173 208V207H172ZM192 208V207H191ZM212 208V207H211ZM214 208V207H213ZM228 208V207H227ZM226 208V209H227ZM258 208V207H257ZM157 209V208H156ZM171 209V208H170ZM174 209V208H173ZM186 209V208H185ZM206 208H204V210H205ZM215 209V208H214ZM219 209V208H218ZM243 209V208H242ZM263 209V208H262ZM261 209V210H262ZM167 210H169V208L167 209ZM175 210V209H174ZM203 210V211H204ZM207 210V209H206ZM224 210H225V208H224ZM239 210V209H238ZM163 211V210H162ZM183 211V210H182ZM189 211V210H188ZM196 211V210H195ZM202 211V210H201ZM214 211V210H213ZM226 211V210H225ZM228 212H229V210H227ZM232 211V210H231ZM241 211V210H240ZM257 211V210H256ZM159 212H160V210H159ZM173 212V211H172ZM191 212H194V211H191ZM216 212H218V210L216 211ZM223 212V211H222ZM161 213V212H160ZM165 213H166V211H165ZM184 213V212H183ZM195 213V212H194ZM199 213V212H198ZM211 213V212H210ZM244 213V212H243ZM259 213V212H258ZM172 214H174V213H172ZM171 214V215H172ZM186 214H188V213H186ZM185 214V215H186ZM212 214V213H211ZM210 214V215H211ZM218 214H220V213H217L216 215H218ZM254 214H255V212H254ZM114 215V214H113ZM166 215H168V214H166ZM202 215V214H201ZM261 215V214H260ZM137 216V215H136ZM237 216V215H236ZM168 217V216H167ZM179 217H181V216H179ZM183 217V216H182ZM181 217V218H182ZM251 217H253V216H251ZM260 217V216H259ZM196 218V217H195ZM204 218V217H203ZM210 218V217H209ZM242 218V217H241ZM244 218V217H243ZM261 218H264V217H262V215H261ZM132 219V218H131ZM169 219V218H168ZM205 219V218H204ZM213 219H215V218H213ZM245 219V218H244ZM252 219V218H251ZM195 220V219H194ZM220 220H222L221 218H220ZM133 222L135 221V220H132ZM139 221V220H138ZM141 221V220H140ZM142 221H143V219H142ZM178 221V220H177ZM182 221V220H181ZM201 221H203V220H201ZM210 219H209V223H210ZM245 221V220H244ZM246 221H247V219H246ZM172 222V221H171ZM219 222V221H218ZM217 222V223H218ZM147 223H149V220H148V222ZM179 223V222H178ZM177 223V224H178ZM186 223V222H185ZM208 223V222H207ZM221 223V222H220ZM244 223V222H243ZM138 224V223H137ZM184 223H182V225H183ZM239 224H240V221H239ZM126 225H127V223H126ZM131 225H133V224H131ZM181 225V226H182ZM208 225V224H207ZM136 226V225H135ZM145 226V225H144ZM160 226V225H159ZM165 226V225H164ZM185 226H186V224H185ZM184 226V227H185ZM204 225L202 224V227H203ZM221 226V225H220ZM147 227V226H146ZM149 227V226H148ZM162 227H163V224H162ZM178 227L179 226H175V227H173V228H170L167 232H163V235H167V236H169V235H171L173 232H175L177 229H178ZM222 227V226H221ZM141 228V227H140ZM224 228V227H223ZM132 229H134V225H133V228ZM161 229V228H160ZM141 230H144V229H141ZM205 230V229H204ZM207 230V229H206ZM226 230V229H225ZM137 231V230H136ZM138 232V231H137ZM144 232V231H143ZM153 232V231H152ZM228 232V231H227ZM226 232V233H227ZM147 233V232H146ZM149 233V232H148ZM161 233H162V231H161ZM229 233H230V231H229ZM150 234V233H149ZM190 234V233H189ZM159 236V235H158ZM198 236V235H197ZM214 236V235H213ZM217 236H219V235H217ZM165 237V236H164ZM199 237V236H198ZM197 237V238H198ZM216 237V236H215ZM175 238V237H174ZM177 238V237H176ZM221 238V237H220ZM70 239H71V237H70ZM200 239V238H199ZM198 239V240H199ZM224 240V239H223ZM226 240V239H225ZM69 241V240H68ZM175 241V240H174ZM240 241V240H239ZM170 242V241H169ZM200 243V242H199ZM204 243V242H203ZM207 243V242H206ZM198 244V243H197ZM205 244V243H204ZM203 244V245H204ZM218 245H219V247H216L215 249L216 250H220V251H224V249L222 248V247H220L221 246V243H218ZM67 246H68V243H67ZM70 246H73V245H70ZM70 248V247H69ZM165 248V247H164ZM236 248V247H235ZM262 249H264V247H261ZM72 249V248H71ZM258 249H259V247H258ZM257 249V250H258ZM201 250V249H200ZM69 251H70V249H69ZM235 251V250H234ZM243 257V256H242Z\"/></svg>", "mask_w": 264, "mask_h": 264}, {"label": "water", "instance_id": "3", "mask_svg": "<svg viewBox=\"0 0 264 264\" xmlns=\"http://www.w3.org/2000/svg\"><path fill=\"white\" fill-rule=\"evenodd\" d=\"M114 77L117 79H133L135 78V73L132 71L118 72L114 73ZM54 108V102L47 99L41 104L40 111L41 113H50ZM110 118L113 121H120L121 110L113 109ZM245 134L246 130L238 126L233 128H219L212 137V142L219 147L234 146L242 137H244ZM151 156L157 163H166L171 158L170 144L166 141L162 142L160 146L152 151Z\"/></svg>", "mask_w": 264, "mask_h": 264}]
</instances>
